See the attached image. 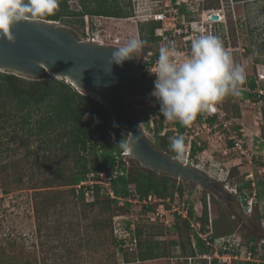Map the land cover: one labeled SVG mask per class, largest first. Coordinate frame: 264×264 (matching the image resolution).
I'll return each mask as SVG.
<instances>
[{
    "label": "rangeland",
    "instance_id": "1",
    "mask_svg": "<svg viewBox=\"0 0 264 264\" xmlns=\"http://www.w3.org/2000/svg\"><path fill=\"white\" fill-rule=\"evenodd\" d=\"M128 1L132 8L128 18L96 17L91 19L92 21L88 20L90 23L87 21L86 31L93 27L94 22H98L101 25L103 43L120 47H123L132 38L140 39L138 28L143 23L137 17L143 14V9L146 10L148 5L156 3L157 0H120L122 4ZM204 1L206 2V0ZM218 1L219 6H215V8L223 6L224 14L228 13L226 23L230 29V47L233 49L231 52L233 60L244 68L246 83L252 78L256 81L258 80L257 74L264 76V0H247L238 3L233 0ZM209 2L214 3L216 1L211 0ZM68 6L72 10H79L76 0H70ZM187 6L188 11L192 8L198 12L197 3L188 2ZM135 18L137 21L134 20ZM75 19L74 17H64L63 20L56 23L84 39L83 28L79 27L77 23H73ZM233 19L242 20V23L246 22V28L244 26L243 31L240 30L241 32L232 34ZM150 46L151 43H145L137 54L142 55ZM50 78L46 77L40 81ZM259 82H264V80ZM245 84L243 88H245ZM243 88L240 96L229 95L225 97L222 108H224L227 116L234 120L232 126L236 125L242 130L243 141L247 150L241 154L233 151L228 146L227 139L224 140L227 135L222 138L214 135H202L199 140L201 145L202 141L206 142V147L203 151L196 153L192 161L190 157L188 158V164L193 162V166H197L213 179L219 180V184L224 187L228 183L233 185L247 182L246 174H251L256 165L260 168L263 166L264 169V100L255 105L252 104V101L247 102L248 99L244 96L247 92ZM142 98L143 95L139 93L129 94L127 96L128 106L136 119L143 122L141 127L147 139L156 147L157 140L151 132L157 123L154 122V127L151 128L148 122L145 123L143 116L137 115L139 110L143 113L149 111L148 107L139 106L138 101ZM18 120L19 118L14 121ZM14 121L9 120L5 125H0V264H9L11 261V264H22L25 261L30 264H204L202 256L191 257L189 252L183 255L180 253L179 247L170 245L172 240L186 242L185 234L179 236L174 229L175 216L163 211V214L156 218L153 214H149L152 210L148 211L147 206L138 205L133 200L128 201L129 206L120 205L118 209L120 215L117 217L123 216L122 221L130 220L137 224L142 230L141 242L147 240L153 246L159 242L161 244L155 249L160 247L159 251L167 250V255H161L162 257L152 260L139 261L136 256L139 254L138 252L142 251V246L141 250L137 248V255L135 253L133 256L123 255L111 241L115 237L114 228H112L114 236L112 238L108 235L109 230L100 233L92 230L93 218L100 214L101 209L98 206L86 207V205L83 206L81 203L70 199L65 192L68 187L63 186L61 179H58L54 184L56 186L52 188H41L43 186L42 180L54 177V170L62 173V176L74 172L73 161L64 160L60 156L61 152H50L49 150L46 152V147L41 144L40 138L31 137L25 140L21 132L17 131L16 133L12 128ZM11 123L12 126H10ZM174 124L175 122L168 121L166 127L169 128ZM192 124L195 126V121ZM163 127L165 128L164 124ZM164 130L160 135L170 131ZM49 138H53V134H50ZM165 153L175 159L186 158L185 152L182 155H177L171 147ZM46 156L50 162L44 161ZM125 160L128 161L129 166L135 164L130 157ZM31 172L34 174L33 178L30 176V174L33 175ZM19 177L22 178V183L16 181ZM259 179L257 175H254V181ZM176 183L182 186L184 190L182 198L176 199L175 194L169 197L168 205L174 208L176 213L177 211L181 214L184 212L182 201L185 202L188 199L189 206L193 207L195 217H199L203 209L202 198L205 196L208 217L212 218L213 222L219 219L220 230L225 231L226 227L229 226L234 232L231 236L224 237V244L215 246V249L223 251V247L229 246L233 241L244 242L248 238L254 239L250 242L255 244V247L264 243V223L257 221L254 216L240 218L237 212L239 207L237 199L228 203L197 185H191L177 179ZM61 194V199L59 198L53 207L52 205L46 207V204L44 206L46 198L44 196L49 198ZM90 201L91 196L86 197V202ZM119 202L120 204L124 203V201ZM157 204L159 202H152L151 206L156 208ZM263 208L264 202L259 204L255 213L262 215ZM108 215L105 213L102 215V219ZM181 220L180 218V223ZM112 222L114 224V221ZM38 225L41 226L40 233H37ZM180 228L182 230L183 225ZM65 232L70 233L68 237H65ZM182 232L184 231L182 230ZM194 232L192 229L191 233ZM48 235L51 236L47 237ZM128 240L127 242H129ZM210 257L208 261L214 258L213 256ZM127 258L128 262H126ZM243 263L240 261L236 264Z\"/></svg>",
    "mask_w": 264,
    "mask_h": 264
},
{
    "label": "trees",
    "instance_id": "2",
    "mask_svg": "<svg viewBox=\"0 0 264 264\" xmlns=\"http://www.w3.org/2000/svg\"><path fill=\"white\" fill-rule=\"evenodd\" d=\"M70 0H60L59 9L54 15L46 16L40 19L59 22L64 17L76 18L73 23H77L79 27L83 28V36L88 37L92 31V27L86 31L87 21L96 17L101 18H128L131 13V5L128 2L121 3L120 0H76L79 10H72L68 6ZM211 1V0H210ZM213 1V0H212ZM207 2L206 7L211 8L219 6V1ZM235 3L245 2L247 0H233ZM88 21V23H90ZM246 28V26L244 27ZM155 29L154 23L140 24L138 28L139 37L145 43H153L155 40L153 32ZM241 28L240 30H242ZM232 31H235L233 28ZM240 31V32H241ZM255 79H250L245 84L246 91L244 96L247 99L258 102L259 99L264 100V95L260 98L257 97L255 91L258 87L264 90V82H260L259 85L255 83ZM247 87V88H246ZM249 89V91L247 90ZM140 101H138L139 103ZM225 103V99L223 100ZM223 107V104H222ZM224 110V108H222ZM157 111V112H156ZM15 112V114H13ZM139 110L137 115L147 117L146 113H141ZM151 113H159L156 107H153ZM160 115V114H159ZM228 117V116H227ZM19 118L18 121H14ZM203 115L197 116V120L201 123ZM230 118V117H228ZM14 121V131L21 132L22 137L25 140L32 138H40L41 144L46 147V152H61L60 156L64 160L73 161L74 172L68 173L67 176H62L59 171H53L54 177L52 179H44L41 184V188H52L56 185V181L61 179L63 186L68 187L65 191L70 199L75 202L81 203L83 206L92 207L98 206L100 214L93 218L92 230L94 232H102L109 230V237L113 236V217L119 214L120 205L129 206L128 199L134 200L138 198L141 202L147 199L149 196H155L165 200L167 197H172L174 193H178L182 198L184 190L182 186L177 185L176 179L158 175L156 172L149 169L140 167L136 164L125 167V162L122 161L121 153L124 148L121 147V143L126 144L127 134L122 132L113 122L108 110L103 104L96 99L80 94L69 83L62 80H58L51 77L49 80L36 81L26 80L13 74L0 72V125H5L7 121ZM216 121L215 116H206L205 122L213 124ZM157 125L151 132L156 137V147L163 152H167L170 148V138L174 136L172 131L165 132L163 135L160 133L165 129L163 127V120L159 118ZM177 136H181L185 130V126L176 122ZM12 126V123L10 124ZM166 127V126H165ZM233 129L239 128L234 125ZM50 134H53V138H49ZM186 139L184 142L186 144ZM120 142V143H119ZM232 143V142H231ZM230 145V142H229ZM206 147V142L202 141L201 146H197L195 141L191 143V149L189 153L190 160L196 153L201 152ZM45 149V148H44ZM36 151V150H35ZM40 154V152H37ZM56 155V154H54ZM45 157L44 161L50 162V159ZM193 164V162H190ZM118 165L121 175H117L111 182V188L115 198H111L108 194L102 192V187L95 184L92 187L89 185L76 188L81 182L88 178L90 173H99L103 169L111 168ZM32 168V167H31ZM33 174V172H31ZM30 176L33 178L34 174ZM228 176V175H227ZM226 176V179L228 177ZM18 183H22V178L16 179ZM60 186V185H59ZM239 192L243 188L251 189L250 182L242 184H236ZM257 202L253 208V213L250 217H255L257 221L264 223V212L262 215L255 213L259 204L264 202V186L261 181H256ZM86 191H92L91 201L86 202ZM46 195L45 193H43ZM49 194V193H48ZM46 197L44 200V206L52 207L57 204V200L62 197V194L56 197ZM124 203L120 204V200ZM188 199L185 203H188ZM261 202V203H260ZM77 203V204H78ZM165 207H169L167 202H163ZM202 213L198 217H195L193 207L187 205L188 216L182 218L180 215L175 216L174 229L179 236L185 234L186 242H178L177 240L170 241V245L180 248V253L186 255L189 252L191 257L208 255L212 256L214 253L213 245L216 244L218 239L222 237L231 236L234 232L228 226L225 231L219 229L221 223L218 220H214L208 217L207 205L205 196L202 198ZM138 205H141L138 203ZM142 206V205H141ZM49 209V208H48ZM148 211L153 209V206L148 205L146 207ZM264 209V208H263ZM238 216L240 218H248L245 215H240V209H238ZM85 213V211H84ZM83 213V214H84ZM109 214L106 218L102 219V215ZM180 218L181 223L179 222ZM191 223H197L200 226V233H209L207 240L210 245H206V241L199 237V234L191 233ZM131 224L134 225L133 230ZM73 225V224H72ZM183 225V231L180 226ZM74 227V226H73ZM104 228V229H103ZM120 228L124 233L129 235L131 240H135V248L127 247L123 248L124 238H112V243L118 248L125 256H133L138 252L136 256L139 261H147L167 255V250L157 248L161 243L156 242L153 246L150 241L141 242L142 230L134 222L127 220L120 222ZM72 229V228H71ZM50 230V229H48ZM206 230V231H205ZM41 232V226L38 225L37 233ZM56 232V231H55ZM73 232V231H69ZM69 232H65V237H68ZM192 234V235H191ZM55 235V234H54ZM51 235H48L49 237ZM248 241V240H246ZM14 245L13 243L11 244ZM138 248V249H137ZM223 253H235L234 251H219ZM162 255V256H161ZM190 257V258H191ZM204 264H208L206 259L202 260ZM12 262V261H11ZM11 262L9 264H11ZM128 262V258L126 259ZM213 263H217L216 259L212 260ZM239 261H232L231 264H236ZM22 264H30L28 261L22 262ZM243 264H256L251 262H244ZM264 264V263H262Z\"/></svg>",
    "mask_w": 264,
    "mask_h": 264
},
{
    "label": "water",
    "instance_id": "3",
    "mask_svg": "<svg viewBox=\"0 0 264 264\" xmlns=\"http://www.w3.org/2000/svg\"><path fill=\"white\" fill-rule=\"evenodd\" d=\"M211 19L217 20V16ZM11 34V42L0 37V72L36 81L46 77L69 81L80 94L91 96L108 110L115 125L127 134L129 157L136 165L202 187L228 203L236 200L204 171L168 156L149 142L127 102L129 94H142L154 87L153 81L140 73L138 54L120 65L111 64L112 53L120 46L82 39L44 19L18 23Z\"/></svg>",
    "mask_w": 264,
    "mask_h": 264
},
{
    "label": "built area",
    "instance_id": "4",
    "mask_svg": "<svg viewBox=\"0 0 264 264\" xmlns=\"http://www.w3.org/2000/svg\"><path fill=\"white\" fill-rule=\"evenodd\" d=\"M204 0H157L156 3L148 5L146 10L143 9V14L139 17L140 22H153L155 24V29L153 32V36L155 40L153 43H151V46L149 49H147L142 55H140V64H139V70L140 73L147 79L154 82L155 76L150 71L154 70L157 59L159 56V50L162 46L165 45V43L171 42L172 45L176 48L177 52L182 56L186 57L190 55V46L191 41L200 36L205 34H213L218 36L221 41L223 42L226 50L232 55V48L230 47V36L229 32L230 29L227 26L226 23V17L228 13L223 12L224 8L221 7H211L208 8L206 6L208 0L206 2L204 1V4L202 5ZM210 1V0H209ZM222 1V0H220ZM195 2L198 4V12H195L192 8L188 11L189 8H187V3ZM206 3V5H205ZM194 12H193V11ZM215 15L217 16V20H212L211 17ZM136 20V18L134 19ZM137 21V20H136ZM242 20H234L233 19V26L235 31H232V34L239 33L240 29L245 26L246 22H241ZM244 21V20H243ZM100 24L98 22H94L93 30L89 33L88 37H86V40L96 41L99 43H103V40L101 39L102 36V30L100 29ZM244 52V49H242ZM258 80H256V84L259 85V81L263 80L264 76L262 74L258 75ZM153 89H150L149 91L142 93L143 98L139 102V106L148 107L149 111L147 112V117L144 119L145 123L148 122L149 126L153 128L154 122H158L159 118L163 120L164 126H167V120L164 119L159 113H151V110L153 107H156L159 111V105L156 103L155 98L150 95L151 91ZM249 91V89H248ZM257 92V97L260 98L264 95V90L260 89L259 87L255 90ZM250 92V91H249ZM247 102H250L251 100H246ZM258 102H261V99H259ZM258 102L252 101V104L255 105ZM223 101L218 103L215 106V110L213 111H206L204 113L198 114L203 115L204 118L202 119V122L200 123L196 119L194 120L196 125L185 127V130L181 136H183L184 139H186L185 149L184 152L186 154V158L178 159L181 162L188 164V158L189 153L191 149V143L192 141H195L197 143V146H201V139L202 135L205 136H218L219 138L224 137V135H227V137H224V140L227 139L228 146L231 147L233 151H237L240 154L245 152L246 146L244 140V134H242V130L233 129V121L231 118L227 117L226 112L222 109ZM206 116H215L216 121L213 124H209L205 122ZM141 125L143 122H139ZM176 123V122H175ZM198 124V126H197ZM148 126V127H149ZM164 130V129H163ZM170 130L173 132L174 136H177V128L174 126H171L169 128L165 127L164 131ZM162 133V132H161ZM165 133V132H164ZM163 133V134H164ZM230 142V145H229ZM232 142V143H231ZM126 148H124L123 152L121 153L122 161L125 162V167L127 168L129 166L128 161L125 159L129 157L128 154H126ZM225 153V152H224ZM254 166V170L251 174H246L245 179L247 182H250L251 189L243 188L241 192L238 191L236 184L230 185L229 183L225 185V188L232 193L236 199L237 202H239L240 209V215H245L247 217H250L253 213V208L257 202V191H256V181H254V175H257L262 182L264 186V169L263 166ZM122 172L119 171L118 165L103 169L99 173H90L88 175V178L81 182L79 185L76 186L78 189L81 186H93L95 184L102 187V192L105 194H108L111 198H115L114 193L111 188V182L114 178L117 177V175H121ZM92 194V191H86L85 196L88 197ZM175 198L179 199V194L174 193ZM181 198V197H180ZM122 201V199H119ZM128 201H131V199H128ZM133 201L140 203L142 205L148 206L151 205V203H158L156 208H153L152 211L149 214H153L154 216H160L162 215L163 211L167 212L169 214L180 215L182 218H187L188 216V210L187 205L184 201H182V209H184L183 213L181 212L176 213V210L172 207L166 208L163 202L169 201V197H167L165 200L156 198L155 196H149L147 199L139 202L138 198H135ZM166 209V210H165ZM155 211V212H154ZM123 216L114 217L113 221V228H114V235L120 239L124 238V244L123 248L131 247L135 248L136 243L135 240H131L129 238V235L127 233H124L120 228V222ZM120 219V220H119ZM120 221V222H119ZM131 229L133 230L134 225L131 224ZM192 229L199 234L200 226L199 224L191 223ZM198 227V228H196ZM118 232V234H117ZM209 233H200L199 237L206 241V245H210V243L207 240V236ZM129 239V240H128ZM224 237L218 239L215 245H213L214 249L215 246L222 245ZM251 238L248 239V241H240L237 240V242H234L232 244H229V246H224L223 251H234L235 253H223L220 254L217 249H215L213 253L212 259H209L207 255H203L202 258L206 259L209 264H231L232 261H241V262H251L256 264H262L264 263V243H260L255 247V244H252L250 241ZM256 239V238H255ZM127 240L129 242H127ZM211 258V257H210ZM216 259L217 263H213L212 260Z\"/></svg>",
    "mask_w": 264,
    "mask_h": 264
},
{
    "label": "clouds",
    "instance_id": "5",
    "mask_svg": "<svg viewBox=\"0 0 264 264\" xmlns=\"http://www.w3.org/2000/svg\"><path fill=\"white\" fill-rule=\"evenodd\" d=\"M59 3L60 0H0V37L11 42V29L16 24L54 15ZM144 44L145 41L139 38L128 40L123 47L113 51L111 64L120 65L136 58ZM150 72L155 76L150 95L159 105V114L167 121L179 122L185 127L191 126L198 114L215 110L225 97L240 96L246 83L244 68L234 62L221 39L213 34L194 38L190 55L186 57H182L171 42L165 43ZM121 147L130 150L129 144L121 143ZM170 147L177 155H182L185 149L183 136L170 138Z\"/></svg>",
    "mask_w": 264,
    "mask_h": 264
},
{
    "label": "bare ground",
    "instance_id": "6",
    "mask_svg": "<svg viewBox=\"0 0 264 264\" xmlns=\"http://www.w3.org/2000/svg\"><path fill=\"white\" fill-rule=\"evenodd\" d=\"M50 76H51V74H50ZM67 83H69L70 84V82L69 81H66ZM126 154H128V155H130V150H129V148H126Z\"/></svg>",
    "mask_w": 264,
    "mask_h": 264
}]
</instances>
